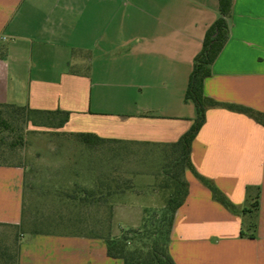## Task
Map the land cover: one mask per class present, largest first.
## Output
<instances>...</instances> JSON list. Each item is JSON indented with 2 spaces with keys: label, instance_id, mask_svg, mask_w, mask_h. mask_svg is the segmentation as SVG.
Returning a JSON list of instances; mask_svg holds the SVG:
<instances>
[{
  "label": "crops",
  "instance_id": "obj_1",
  "mask_svg": "<svg viewBox=\"0 0 264 264\" xmlns=\"http://www.w3.org/2000/svg\"><path fill=\"white\" fill-rule=\"evenodd\" d=\"M218 18L219 0H0V105L69 114L52 128L72 152L61 171L87 179L55 192L93 193L90 208L138 229L186 182L169 245L175 264H264V0H234L229 39L204 83L206 97L254 116L209 109L192 168L179 167L175 146L197 117L185 94ZM25 179L23 167L0 164L1 227L21 225ZM243 222L254 226L245 235ZM20 236L19 264H124L101 239Z\"/></svg>",
  "mask_w": 264,
  "mask_h": 264
},
{
  "label": "trees",
  "instance_id": "obj_2",
  "mask_svg": "<svg viewBox=\"0 0 264 264\" xmlns=\"http://www.w3.org/2000/svg\"><path fill=\"white\" fill-rule=\"evenodd\" d=\"M233 4L234 0H219V18L207 31L202 51L194 60L185 101L194 104L197 117L191 129L175 145L182 149L179 167L183 170L186 167L192 168L190 161L191 146L206 121V113L209 109L224 108L244 113L251 117L254 116L253 112L247 108L218 103L206 97L204 93V83L212 75V65L229 39L228 22L232 16ZM6 55V44H0V59L6 57ZM0 108L11 109L20 115L37 117L41 124L48 128H61L69 120V114L65 112L36 113L26 107L17 108L7 105H0ZM31 122L34 126H38L37 120H31ZM1 124L4 123L0 120V126ZM79 137L97 139L93 135H81ZM197 177L205 184L210 185L209 182L200 176ZM211 189L214 198L219 203L233 212L236 211L221 192L213 186H211ZM187 195L188 185L184 182L179 187L178 193L171 197L166 208L147 210L144 225L151 224V229L126 230L120 237H113L112 210H93V208L89 207V205L91 206L89 200L93 199L94 194L75 192L73 196L71 195V198L74 201L80 198V201L78 203L75 202V210L67 214L69 221L66 224L75 232L73 233L74 235L103 240L107 247L108 257L122 260L124 264H175L169 252L171 232L176 212L184 203ZM99 214L101 215L100 218H94L95 215L98 216ZM97 226L100 229L98 228L97 230ZM253 228V224L246 225V230L244 231L243 228L242 235H245L244 232L251 231ZM99 230L101 231L100 233H98ZM135 237H138L143 246L140 249L135 248L133 250L135 242L138 241ZM0 264H19V244L17 241L10 246L8 244L2 245L0 241Z\"/></svg>",
  "mask_w": 264,
  "mask_h": 264
},
{
  "label": "rangeland",
  "instance_id": "obj_3",
  "mask_svg": "<svg viewBox=\"0 0 264 264\" xmlns=\"http://www.w3.org/2000/svg\"><path fill=\"white\" fill-rule=\"evenodd\" d=\"M0 44L5 45L1 40ZM0 120L4 123L0 126V164L21 166L26 171L23 220L20 226H0L2 245L10 246L19 242L20 235L35 232L74 235L66 224L69 221L67 214L75 210L74 204L64 203L65 196L74 193L55 192V189L83 183L87 178L62 173L61 169L69 163V154H72L69 145L65 144L66 138L52 128L34 126L31 120L39 118L20 115L11 109L0 108ZM246 225L243 222L244 231ZM131 227L114 224L112 233L121 236L128 229L152 228L149 223L137 226L138 229ZM135 238L138 241L133 250L143 246L138 237Z\"/></svg>",
  "mask_w": 264,
  "mask_h": 264
}]
</instances>
